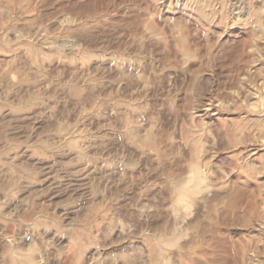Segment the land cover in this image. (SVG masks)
Returning a JSON list of instances; mask_svg holds the SVG:
<instances>
[{"label":"rangeland","instance_id":"rangeland-1","mask_svg":"<svg viewBox=\"0 0 264 264\" xmlns=\"http://www.w3.org/2000/svg\"><path fill=\"white\" fill-rule=\"evenodd\" d=\"M0 264H264V0H0Z\"/></svg>","mask_w":264,"mask_h":264}]
</instances>
